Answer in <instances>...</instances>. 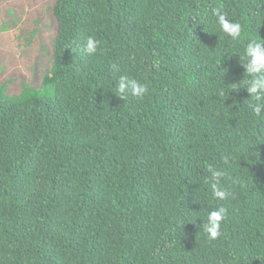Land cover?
Listing matches in <instances>:
<instances>
[{
  "label": "trees",
  "instance_id": "1",
  "mask_svg": "<svg viewBox=\"0 0 264 264\" xmlns=\"http://www.w3.org/2000/svg\"><path fill=\"white\" fill-rule=\"evenodd\" d=\"M251 40L264 0H0V264H264Z\"/></svg>",
  "mask_w": 264,
  "mask_h": 264
},
{
  "label": "clouds",
  "instance_id": "2",
  "mask_svg": "<svg viewBox=\"0 0 264 264\" xmlns=\"http://www.w3.org/2000/svg\"><path fill=\"white\" fill-rule=\"evenodd\" d=\"M215 16L220 29L230 36L233 40H237L242 34V25L238 22H234L228 18L227 13L221 9L215 10ZM100 48V42L94 37L87 38L84 44V51L88 55L97 54ZM242 66L245 68L246 76L250 77V86L247 87V91L250 95L254 96L256 101L260 102L264 100V41L251 40L246 49L245 54L242 57ZM248 83V81H247ZM125 92H129L137 99L144 98L148 93V86L135 79H128L127 77H121L117 94L123 98ZM256 116H262L264 113V102L258 103L254 107ZM213 176L219 178L223 176L222 172H215ZM215 198L219 200L226 199L229 196L228 191L224 190L220 185L219 180L211 185ZM227 210L223 207L211 210L207 216V222L204 226V232L207 234L210 240H216L221 235V224L226 218Z\"/></svg>",
  "mask_w": 264,
  "mask_h": 264
},
{
  "label": "rangeland",
  "instance_id": "3",
  "mask_svg": "<svg viewBox=\"0 0 264 264\" xmlns=\"http://www.w3.org/2000/svg\"><path fill=\"white\" fill-rule=\"evenodd\" d=\"M2 38H4L6 40L7 38V34H4L3 36H1Z\"/></svg>",
  "mask_w": 264,
  "mask_h": 264
}]
</instances>
